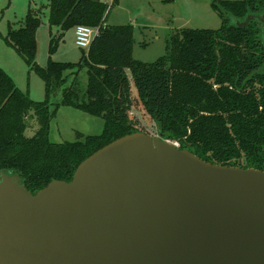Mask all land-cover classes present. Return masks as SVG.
I'll use <instances>...</instances> for the list:
<instances>
[{
    "label": "trees",
    "instance_id": "trees-1",
    "mask_svg": "<svg viewBox=\"0 0 264 264\" xmlns=\"http://www.w3.org/2000/svg\"><path fill=\"white\" fill-rule=\"evenodd\" d=\"M46 1L48 24L60 30L49 52L76 25L96 27L97 34L78 62L49 59L40 66L35 60L38 14L29 7L23 24L9 27L5 44L42 79L45 97L31 99L0 68V170L17 171L32 193L53 179L69 181L93 152L142 131L130 114L134 103L157 134L179 148L210 163L264 170V45L255 22L244 27L232 22L261 12L264 0H213L221 25L176 29L165 53L153 62L133 57L131 24H105L109 7L118 0ZM83 68L87 83L80 90L77 74ZM57 93L61 99L53 103ZM61 105L102 118L101 133L50 142L49 123ZM31 120L37 129L26 136Z\"/></svg>",
    "mask_w": 264,
    "mask_h": 264
},
{
    "label": "water",
    "instance_id": "water-1",
    "mask_svg": "<svg viewBox=\"0 0 264 264\" xmlns=\"http://www.w3.org/2000/svg\"><path fill=\"white\" fill-rule=\"evenodd\" d=\"M255 22L264 45V8ZM0 264H264V170L136 131L32 193L0 170Z\"/></svg>",
    "mask_w": 264,
    "mask_h": 264
},
{
    "label": "rangeland",
    "instance_id": "rangeland-1",
    "mask_svg": "<svg viewBox=\"0 0 264 264\" xmlns=\"http://www.w3.org/2000/svg\"><path fill=\"white\" fill-rule=\"evenodd\" d=\"M213 0H118L107 11L105 24L133 26V57L144 62H153L165 53L168 36L180 28H211L221 25V19L211 8ZM46 0H0V68L15 82L16 86L35 101L45 97L44 82L28 69L16 52L5 44L3 37L9 27L18 28L23 24L29 7L39 16L40 24L35 32L36 62L45 66L47 61L78 62L84 49L75 44L74 29L65 31L56 48L49 52L50 40L57 39L60 30L50 27L47 21ZM129 78L130 73L128 72ZM131 81V80H130ZM87 76L83 68L77 74V87L86 88ZM133 91L134 86L131 81ZM57 93L51 101L59 102ZM130 114L138 121V127L151 135H157L156 126L134 103ZM25 130L32 136L37 129L35 120ZM103 120L70 106H59L49 123L48 139L53 143L75 142L88 135L100 134ZM141 131V130H140ZM175 142V141H172ZM176 143V142H175Z\"/></svg>",
    "mask_w": 264,
    "mask_h": 264
},
{
    "label": "built area",
    "instance_id": "built-area-1",
    "mask_svg": "<svg viewBox=\"0 0 264 264\" xmlns=\"http://www.w3.org/2000/svg\"><path fill=\"white\" fill-rule=\"evenodd\" d=\"M104 1L111 3L112 0H104ZM73 29H74L75 44L79 48L87 50L97 34V28L79 24L76 25Z\"/></svg>",
    "mask_w": 264,
    "mask_h": 264
}]
</instances>
